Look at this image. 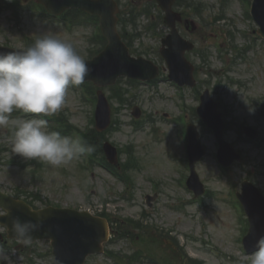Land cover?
<instances>
[{"label": "rangeland", "instance_id": "obj_1", "mask_svg": "<svg viewBox=\"0 0 264 264\" xmlns=\"http://www.w3.org/2000/svg\"><path fill=\"white\" fill-rule=\"evenodd\" d=\"M131 1L120 0L122 10H126ZM195 1L203 3L205 10L201 15H197L190 8L187 9L201 27L200 32L191 38L196 42L197 48L211 52V66L200 69L199 74L196 75L198 83L209 80L212 72L214 77L211 78L210 85L205 88L212 90L211 84L222 81L225 89L221 96L232 108L238 123L251 124L259 128L264 136V119L257 118L258 109L254 102L264 97V45L259 42L254 43L253 49L246 53V60L238 59L234 65L233 60L237 54L231 49L232 44L240 49L248 42L252 43L256 25L246 16L243 0ZM143 4L145 5L146 1ZM19 14V18L13 19L14 14L10 10L0 13V44L25 48L28 38L35 40L41 32L46 30L71 42L82 58L89 55V49L92 46L90 27L76 26L73 31H68L53 20L34 18V13L30 10L20 11ZM154 14L157 15V12L154 11ZM142 21L148 23L149 19L145 17ZM162 31L163 34L167 32L166 28L160 26L159 32ZM161 35L154 36L143 32V37L137 40L135 48L148 49L149 57L163 64L158 53ZM232 36L234 38H231ZM217 45H220L223 51L220 55L215 48ZM188 57L196 65L201 63L198 53L193 52ZM229 77L234 78V82H231ZM158 82L159 86L147 87L139 84L131 85L126 80L122 81V85L130 90L129 98L132 99V103L114 113L120 127L113 131L109 138L120 147L134 144L135 152L141 162L142 170L133 174L135 185L129 195L126 196L124 183L116 181L100 167L82 170L81 157L67 165L53 167L42 161L29 160L12 153L11 123L6 128H0V187L11 194H22L23 191L38 193L41 199L36 200V204L40 207L53 203L82 209L88 204L103 206L105 204L106 207H104L108 208L112 215L116 213L119 220H123L124 217L141 220L143 219L141 213L145 208V194L152 191L150 179L158 178L162 183L160 187L163 193L161 192L160 199L156 201L150 216L145 217V225L155 226L162 231L172 229L171 236H175L190 255L196 256L206 264H250L252 254L244 255L241 244L234 239L240 227L236 226L234 212L226 203L227 198V201L237 210L242 222L243 213L236 200L235 191L228 192L229 186L220 176L211 157L198 164L197 169L211 192L219 193L221 197L214 198L213 195L210 196L211 198L208 197L210 208L206 211H202L197 204H189L184 209H171L166 204L167 201L178 203L170 197L172 194H178L182 199L189 198V195L178 187L177 182H174L173 168L176 161L173 154L177 148L179 149V145L176 139L177 128L171 120L173 115L176 123L184 124L189 113L187 111L181 118H177L175 115L179 113L175 89L169 82ZM107 94H111L110 90H107ZM187 103L189 106L197 104L195 95L189 91ZM134 105H139L146 113L141 121L142 127H136L131 116ZM92 109L91 100L85 99L81 91L69 86L65 105L56 115L64 114L72 123L85 128L90 123ZM165 112L170 114L169 118H163L162 115ZM150 115L153 119H150ZM189 117L196 124L198 123L196 117L193 115ZM32 118L34 117L23 119ZM228 139L233 141L237 148L243 150L244 154L242 163H237L233 167L234 174L239 176H235L236 180L241 182L248 171L254 168L251 177L258 180L264 187V148L242 142L234 129L230 131ZM203 140L209 152H213V140L208 133H205ZM122 158L125 160L126 155L124 154ZM176 168L183 172L180 166ZM201 219L205 223H201ZM191 235L196 236L197 239L193 240ZM201 236L208 238L215 247L199 241ZM239 237L238 235L237 239ZM164 242L176 264H187V259L182 257L172 240L165 239ZM14 244L15 242L9 244V248L0 247V250L7 254L10 264H29L24 259L25 256L31 257L37 264H50L53 259L48 241L30 244L23 253L17 252L13 247ZM216 247L220 248L223 254L218 252ZM126 248H128L126 242L116 245L117 250L126 251ZM107 263H110L109 259L103 256L93 257L89 262V264Z\"/></svg>", "mask_w": 264, "mask_h": 264}, {"label": "clouds", "instance_id": "obj_2", "mask_svg": "<svg viewBox=\"0 0 264 264\" xmlns=\"http://www.w3.org/2000/svg\"><path fill=\"white\" fill-rule=\"evenodd\" d=\"M89 72L71 42L46 30L21 50L0 52V128L12 125V153L60 167L95 150L93 145L47 130L46 120L10 121L14 111L45 116L58 113L65 105L69 86L81 85ZM8 213L0 206V216ZM41 225L40 217L23 221L18 216L11 218V231L24 246L31 244L32 234ZM255 249L250 264H264V236L257 239ZM6 260L7 254L0 250V264Z\"/></svg>", "mask_w": 264, "mask_h": 264}, {"label": "water", "instance_id": "obj_3", "mask_svg": "<svg viewBox=\"0 0 264 264\" xmlns=\"http://www.w3.org/2000/svg\"><path fill=\"white\" fill-rule=\"evenodd\" d=\"M47 3V2H46ZM51 7V6H50ZM262 24L264 25V17L260 18ZM168 21L172 22V18L169 16ZM176 35L172 36V39ZM117 42L116 39L113 40ZM125 57V56H124ZM172 60V67L174 72H176L177 66L180 64L183 65L181 57L178 56L179 60L170 57ZM99 60V59H97ZM98 63V61L93 62ZM111 68V66H107ZM128 73L130 75L137 76L136 74L131 73L128 69L114 68L112 71L109 70L108 73L103 75L104 79L109 78L110 76H117L120 73ZM144 77V76H139ZM2 196V195H0ZM2 202L6 205L9 210H13V213H10L9 216H18L22 221L23 220H35L37 217L42 219V225L38 231L34 232L33 237H50L53 239L56 253V261L65 264H80L84 260L85 256L90 250H93L99 247L100 240H103L105 236H102V239L96 236V230L87 225L86 214H79L75 211L70 210H56V209H47L40 212H32L28 207L23 203H17V206L7 204L5 200ZM0 202V204H3ZM15 210V211H14ZM11 226V218L7 220ZM71 262V263H67Z\"/></svg>", "mask_w": 264, "mask_h": 264}]
</instances>
